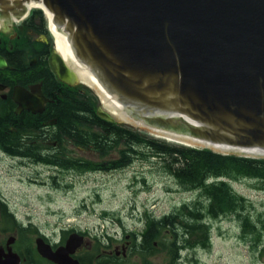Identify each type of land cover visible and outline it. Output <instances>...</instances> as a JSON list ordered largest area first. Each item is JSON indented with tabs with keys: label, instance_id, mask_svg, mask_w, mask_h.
Here are the masks:
<instances>
[{
	"label": "water",
	"instance_id": "water-1",
	"mask_svg": "<svg viewBox=\"0 0 264 264\" xmlns=\"http://www.w3.org/2000/svg\"><path fill=\"white\" fill-rule=\"evenodd\" d=\"M35 1L69 33L57 41L60 54L50 56L60 81L73 85L88 70L124 123L227 147L195 146L222 154L264 158V0ZM16 2L22 0L0 5ZM96 113L116 120L102 106ZM84 239L72 232L53 249L39 235L35 247L55 264H81L73 254ZM13 241L0 247V264L20 263Z\"/></svg>",
	"mask_w": 264,
	"mask_h": 264
},
{
	"label": "rangeland",
	"instance_id": "rangeland-1",
	"mask_svg": "<svg viewBox=\"0 0 264 264\" xmlns=\"http://www.w3.org/2000/svg\"><path fill=\"white\" fill-rule=\"evenodd\" d=\"M2 28L5 34L14 31L3 24ZM78 85L90 89L98 104L105 108L93 88L80 80ZM115 119L117 123L149 136L181 144L144 128L128 125L117 117ZM120 149L126 147L119 144L104 157L95 150L81 149L77 155L79 161L103 162L97 169L76 167L74 172H60L44 165V170H38L39 178L44 176V184L27 178L35 173L34 169H16L7 160H0V191L9 210L22 223L21 227L31 225L36 230L29 233L32 244H35L38 233L51 241H58L63 230L81 231L86 234L83 245L91 246V251L105 246L121 250V244H126V256L117 258L115 264H141L139 254L130 251V239L132 233L138 234L144 229L146 214L155 217L168 214L179 209L184 201L197 197V192L180 187L172 176L162 171L156 158L148 161L132 154V162L128 166L107 163L110 158H120ZM67 156L72 157L71 154H56L61 161L73 160ZM59 166L66 169L68 164ZM52 175H57L54 180ZM251 184L248 179L232 182L238 192L255 201L264 211V190L255 189ZM209 222L212 230L210 246L197 245L192 248L194 251L183 249L179 264H264V233L260 238L243 237L238 220L231 216ZM155 243L156 250L148 257L149 260L154 264H167V249Z\"/></svg>",
	"mask_w": 264,
	"mask_h": 264
},
{
	"label": "trees",
	"instance_id": "trees-1",
	"mask_svg": "<svg viewBox=\"0 0 264 264\" xmlns=\"http://www.w3.org/2000/svg\"><path fill=\"white\" fill-rule=\"evenodd\" d=\"M44 23L45 16L38 8L26 18V25L36 31ZM80 88L81 93L64 91L56 97L54 116L57 128L74 137L82 147H91L101 157L107 156L119 144L125 146L126 149L119 150L120 158L106 160L112 166H128L132 162V154L148 161L156 158L162 171L172 176L180 187L197 192V197L184 201L179 209L168 214L160 217L146 214L144 229L138 234L132 233L130 239V251L139 254L141 264H154L148 257L156 250L155 242L167 249V264H179L183 249L197 245L208 248L212 232L209 221L222 216L236 218L243 237H261L264 233L263 209L238 192L232 182L248 179L255 189L264 190V158L222 154L208 148L168 143L127 125L107 121L96 113L99 106L96 95L86 87ZM44 162L68 164L56 154L46 155ZM73 165L97 169L103 162L80 159ZM7 220L22 225L12 211L7 213ZM30 232H36L31 225L19 227L17 243H31ZM65 233L63 230L62 234ZM23 264L52 263L40 255L26 254Z\"/></svg>",
	"mask_w": 264,
	"mask_h": 264
},
{
	"label": "flooded vegetation",
	"instance_id": "flooded-vegetation-1",
	"mask_svg": "<svg viewBox=\"0 0 264 264\" xmlns=\"http://www.w3.org/2000/svg\"><path fill=\"white\" fill-rule=\"evenodd\" d=\"M0 12L8 16L5 25L14 29L10 34L0 29V55L7 61V67L0 68V160H7L16 169H34V177L27 178L44 184V176L40 179L38 171L44 170V165L60 172H74L77 166L73 162H79L77 155L81 149L93 150L82 147L74 137L57 128V118L54 116L56 97L64 94V91L81 93L78 85L80 79L76 77V82L68 85L57 78L50 63L51 52L55 49L53 38L47 32L45 23L37 31L26 25L31 10L26 12V7L16 2L0 5ZM44 97L48 100L44 101ZM58 153L71 154L72 157H67L73 160L68 162L66 169L57 163L44 162L46 155ZM56 176L52 175V180ZM8 212L11 211L0 191V247L6 251L7 240L13 236L11 247L20 256L19 264H22L26 254H39L32 242L17 243V231L21 226L7 220ZM71 231L74 230L65 231L58 241H51L41 233L35 236L42 235L55 249L65 244ZM79 233L86 236L81 231ZM83 247L82 244L73 254L82 264H115L117 258L126 256L125 248L127 250L126 244H121V250H111L105 246L91 251L92 247L86 245L84 251Z\"/></svg>",
	"mask_w": 264,
	"mask_h": 264
},
{
	"label": "bare ground",
	"instance_id": "bare-ground-1",
	"mask_svg": "<svg viewBox=\"0 0 264 264\" xmlns=\"http://www.w3.org/2000/svg\"><path fill=\"white\" fill-rule=\"evenodd\" d=\"M21 3L23 4L22 6L23 7L25 6L26 8L38 7V5H42L41 3H39L38 1H35V0H22ZM45 13H46L47 18L50 21L49 22V29H50V32H51L53 39H54L55 49L60 54L57 41L69 33H68V31H66L65 26H63V25L55 26L53 13H52V11H50L46 7H45ZM2 24L5 25V20H0V28L2 27ZM79 79H80V81L87 84L88 86H90L91 88H93L97 92L102 103L104 104L105 108L107 109L109 90L107 89V87L104 88V83L97 77V75L95 73H92L88 70L83 69L80 76H79ZM108 111L114 117H117V118L124 120V121L128 120V119H126V118H124V117H122V116H120V115H118V114H116L110 110H108ZM154 133L157 136L163 137V138L168 139L170 141L179 142V143H183V144H187V145H191V146L209 145L214 150L228 149L227 147H224V146L215 145V144H211V143H207V142H203V141H199V140H194V139H190V138H186V137H182V136H178V135H173V134H169V133H165V132H161V131H157V130H154ZM247 153H249V152H247ZM249 154L257 155V154H253V153H249Z\"/></svg>",
	"mask_w": 264,
	"mask_h": 264
}]
</instances>
